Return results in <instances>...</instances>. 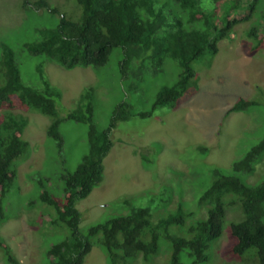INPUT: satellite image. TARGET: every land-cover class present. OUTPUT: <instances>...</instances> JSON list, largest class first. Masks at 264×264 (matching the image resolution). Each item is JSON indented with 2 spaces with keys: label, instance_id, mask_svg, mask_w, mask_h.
Returning <instances> with one entry per match:
<instances>
[{
  "label": "trees",
  "instance_id": "obj_1",
  "mask_svg": "<svg viewBox=\"0 0 264 264\" xmlns=\"http://www.w3.org/2000/svg\"><path fill=\"white\" fill-rule=\"evenodd\" d=\"M31 1L34 8H45L49 15H57L54 27L38 30L36 41L20 46L31 56L66 70L97 68L104 65L110 50L118 47L122 77L139 82L141 71L162 73L167 65L175 67L176 73L171 82L158 88L147 110L133 111L124 98L113 107L106 128L100 130L91 123L89 105L84 104L90 93L88 89L79 96L76 107L61 116L55 105L60 94L45 79L42 63L32 65L29 77H33L37 86L30 87L21 79L14 51L0 45V223L7 218L2 202L13 185V166L29 154V146L20 139L26 120L11 111L33 112L50 118L45 137L60 159L64 144L60 122L68 129L70 122L86 125L83 126L85 149L79 162L70 172L58 176L62 183L60 196L48 193L41 177L34 184L40 190L38 201L48 207V222L63 225L68 231V236L45 249L48 264H82L93 246L103 253L106 264H155V258L163 251L166 255L161 264H185L186 260L208 264L214 248L210 254L207 251L221 234L226 208L233 206L238 208L241 218L228 224L231 244L227 251L239 259L251 250L256 264H264V181L247 185L240 178L253 172L264 154V136L233 161L229 171L219 167L210 170V180L195 201L196 207L203 209V216H196L195 210L187 211L176 198L173 210L163 208L157 214L149 205L135 204L127 214L91 224L80 233L77 228L80 215L75 208L76 202L102 180V161L112 146L108 132L115 123L135 116L149 117L156 109H173L184 96L193 95L197 91L193 63L204 56L212 58L217 52L216 44L229 39L233 27L251 16L256 19L247 31V36L255 40L250 50L264 45V31L258 33V22L264 21V0H73L80 9L77 19L60 14L47 0ZM242 9L248 10L247 14L235 13ZM127 87L137 90L135 86ZM255 107L256 102L239 99L225 115L249 112ZM28 177L33 180L35 174ZM169 199L168 194L149 200L170 205L172 199ZM172 227L184 228L186 235L171 234ZM0 245L6 262L18 264L1 241Z\"/></svg>",
  "mask_w": 264,
  "mask_h": 264
},
{
  "label": "rangeland",
  "instance_id": "obj_2",
  "mask_svg": "<svg viewBox=\"0 0 264 264\" xmlns=\"http://www.w3.org/2000/svg\"><path fill=\"white\" fill-rule=\"evenodd\" d=\"M47 1L65 17L77 19L80 15L73 0ZM31 2L0 0V45L14 51L21 79L30 87L37 86L33 77H29L32 65L42 63L45 79L60 94L55 105L61 116L74 109L79 96L88 89L90 93L84 104L89 105L91 123L101 130L106 128L116 103L125 98L133 111L147 110L158 88L171 82L176 73L175 67L167 65L162 73L141 71L139 82L132 77H122L118 47L112 48L104 65L97 68L66 70L31 56L20 46L36 41L38 30L54 27L57 22L56 14L49 15L45 8L36 9ZM247 12L242 9L235 13L245 15ZM255 19L251 16L248 21L235 25L229 39L216 44L217 52L212 58L204 56L193 63L197 87L193 95L184 96L173 109H156L149 117L135 116L115 123L108 132L112 146L102 161V180L75 204L80 215L77 227L80 233L91 224L127 214L132 206H137L135 204L149 205L157 214L163 208L173 210L176 198L187 211L195 210L196 216L204 215L195 201L210 180V170L219 167L229 171L231 163L264 136V45L250 50L255 40L247 36ZM258 23L260 34L264 31V21L261 19ZM129 66L136 70L133 64ZM128 85L137 90H130ZM239 99L254 101L256 107L249 112L225 115ZM11 112L26 120L20 139L29 146V154L13 166V185L2 202L7 218L0 223V241L18 264H48L45 249L68 236V231L63 225L48 222V207L38 201L40 190L34 184L41 177V184L48 186V193L60 196L62 183L58 176L70 172L79 162L85 149L83 126L86 125L70 122L68 129L60 122L59 130L62 128L64 135L60 159L55 156L53 144L45 137L49 117L18 110ZM44 146L48 148L46 152ZM32 173L35 179L30 180L28 174ZM240 178L247 185L264 181V154L254 165L253 172ZM168 194L169 201L172 199L170 205L149 200ZM123 198L127 200L123 201ZM34 200L35 205L26 204ZM240 218L236 206L226 208L221 234L207 251L210 254L214 248L208 264H256L251 250L239 259L227 251L231 244L228 224ZM171 234L184 236L186 232L184 228L172 227ZM165 255L164 251L160 252L155 264H161ZM5 258L0 245V264H9ZM82 264H106V261L100 249L93 246ZM185 264L192 263L186 260Z\"/></svg>",
  "mask_w": 264,
  "mask_h": 264
},
{
  "label": "clouds",
  "instance_id": "obj_3",
  "mask_svg": "<svg viewBox=\"0 0 264 264\" xmlns=\"http://www.w3.org/2000/svg\"><path fill=\"white\" fill-rule=\"evenodd\" d=\"M43 116V115H42ZM111 148V147H110ZM110 150V149H109ZM109 152V151H108ZM108 152H107V154H108ZM107 154H106V156H107Z\"/></svg>",
  "mask_w": 264,
  "mask_h": 264
}]
</instances>
